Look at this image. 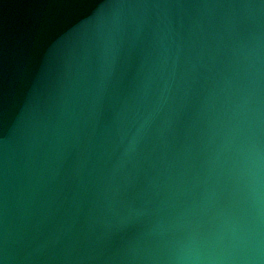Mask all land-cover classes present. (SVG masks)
<instances>
[{"label": "water", "instance_id": "obj_1", "mask_svg": "<svg viewBox=\"0 0 264 264\" xmlns=\"http://www.w3.org/2000/svg\"><path fill=\"white\" fill-rule=\"evenodd\" d=\"M0 264H264V0H0Z\"/></svg>", "mask_w": 264, "mask_h": 264}]
</instances>
